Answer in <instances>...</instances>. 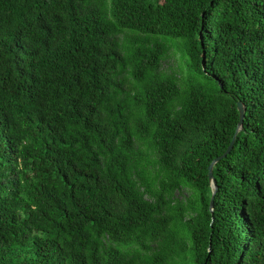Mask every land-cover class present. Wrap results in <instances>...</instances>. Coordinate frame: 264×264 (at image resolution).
Masks as SVG:
<instances>
[{
	"label": "trees",
	"instance_id": "trees-1",
	"mask_svg": "<svg viewBox=\"0 0 264 264\" xmlns=\"http://www.w3.org/2000/svg\"><path fill=\"white\" fill-rule=\"evenodd\" d=\"M0 264H264V0H0Z\"/></svg>",
	"mask_w": 264,
	"mask_h": 264
},
{
	"label": "water",
	"instance_id": "water-1",
	"mask_svg": "<svg viewBox=\"0 0 264 264\" xmlns=\"http://www.w3.org/2000/svg\"><path fill=\"white\" fill-rule=\"evenodd\" d=\"M237 110L239 113V119H238V123L234 132V136L232 138V140L230 141L228 147L226 148V150L218 157L214 158L209 166H208V180L211 186V198H210V203H209V209L212 212L213 211V203H214V196L217 190V185H216V180L213 176V166L222 158L226 157L227 154L231 151L233 144H234V140H235V135L240 131L242 125H243V120H244V116H245V108L243 106V104L241 102L237 103Z\"/></svg>",
	"mask_w": 264,
	"mask_h": 264
},
{
	"label": "rangeland",
	"instance_id": "rangeland-1",
	"mask_svg": "<svg viewBox=\"0 0 264 264\" xmlns=\"http://www.w3.org/2000/svg\"><path fill=\"white\" fill-rule=\"evenodd\" d=\"M174 50H171L170 57L163 61L162 67L167 72L175 71L176 73H180L185 71L186 67L184 65L183 60L180 59V53L179 52H173Z\"/></svg>",
	"mask_w": 264,
	"mask_h": 264
}]
</instances>
